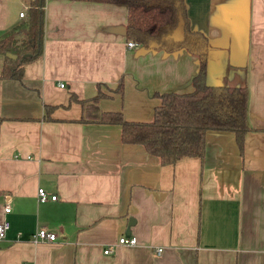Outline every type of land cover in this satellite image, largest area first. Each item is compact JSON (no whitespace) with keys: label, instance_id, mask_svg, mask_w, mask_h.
<instances>
[{"label":"crops","instance_id":"crops-1","mask_svg":"<svg viewBox=\"0 0 264 264\" xmlns=\"http://www.w3.org/2000/svg\"><path fill=\"white\" fill-rule=\"evenodd\" d=\"M184 2L211 45L206 79L248 88L241 149L208 130L202 157L161 163L123 142L101 112L152 120L156 93L192 89L197 55L127 47L124 4L44 0L42 53L0 77V264H264V0ZM28 8L0 0V36ZM38 187L56 198L38 201ZM39 227L56 239L32 241ZM127 230L137 243L115 244Z\"/></svg>","mask_w":264,"mask_h":264},{"label":"trees","instance_id":"trees-1","mask_svg":"<svg viewBox=\"0 0 264 264\" xmlns=\"http://www.w3.org/2000/svg\"><path fill=\"white\" fill-rule=\"evenodd\" d=\"M121 3L127 7L126 38L144 48L175 51L185 48L196 54L199 66L190 91L156 93L159 102L150 121H129L121 111H103L97 121L116 123L121 140L142 145L161 163H174L186 155L202 157L208 130L233 133L241 149L247 120L246 85L210 83L206 79L211 45L207 36L189 26L184 0H95ZM44 0H29L26 20L0 36L4 61L0 77H22V63L42 53ZM16 58L6 56V53ZM123 89L122 78L117 90ZM102 94L98 92L94 100ZM73 97V94H71ZM76 99V98H74Z\"/></svg>","mask_w":264,"mask_h":264},{"label":"built area","instance_id":"built-area-1","mask_svg":"<svg viewBox=\"0 0 264 264\" xmlns=\"http://www.w3.org/2000/svg\"><path fill=\"white\" fill-rule=\"evenodd\" d=\"M24 12L20 11L19 15L23 16ZM137 43L135 41L129 40L126 42L127 47H133L136 46ZM60 86H64L63 83L59 84ZM36 196L38 201L42 202L47 199H55L56 195H48V193L44 190L42 187L37 188ZM10 211L9 205L6 203L1 209H0V238H3L5 236V233L9 227V220L7 218V213ZM56 232L52 230H48L44 227H39L37 230H35L31 234V239L34 242H41V241H53L56 239ZM137 243V239L134 235H126V234H121L115 244L117 245H124V246H133ZM161 248L157 247L155 252H160ZM104 253H109L110 248L107 246L103 249Z\"/></svg>","mask_w":264,"mask_h":264},{"label":"water","instance_id":"water-1","mask_svg":"<svg viewBox=\"0 0 264 264\" xmlns=\"http://www.w3.org/2000/svg\"><path fill=\"white\" fill-rule=\"evenodd\" d=\"M6 56H8L10 58H16L15 54H12V53H9V52L6 53ZM125 233H126V235H129L130 232H129V230H127Z\"/></svg>","mask_w":264,"mask_h":264},{"label":"rangeland","instance_id":"rangeland-1","mask_svg":"<svg viewBox=\"0 0 264 264\" xmlns=\"http://www.w3.org/2000/svg\"><path fill=\"white\" fill-rule=\"evenodd\" d=\"M22 11H23V10H22ZM207 81L210 82V83H214V82H213V81H214L213 79H212V80H209V79H208ZM102 89H104V90H108V91H109V89H108L107 87H105V86L102 87ZM114 89L117 90V87L114 88Z\"/></svg>","mask_w":264,"mask_h":264}]
</instances>
